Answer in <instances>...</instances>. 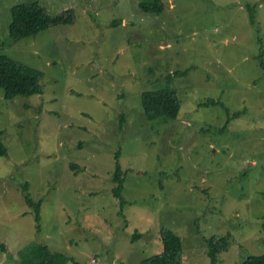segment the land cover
Masks as SVG:
<instances>
[{"label":"rangeland","instance_id":"374dc122","mask_svg":"<svg viewBox=\"0 0 264 264\" xmlns=\"http://www.w3.org/2000/svg\"><path fill=\"white\" fill-rule=\"evenodd\" d=\"M153 1L0 0V55L42 72L44 89L6 99L0 88V264L34 243L67 264H141L162 252V229L181 239L184 264H210L212 236L230 241L218 264L264 256V0L141 10ZM21 3L74 22L13 41ZM165 87L180 113L149 120L142 93Z\"/></svg>","mask_w":264,"mask_h":264},{"label":"trees","instance_id":"16d2710c","mask_svg":"<svg viewBox=\"0 0 264 264\" xmlns=\"http://www.w3.org/2000/svg\"><path fill=\"white\" fill-rule=\"evenodd\" d=\"M141 10L149 14H158L162 11L160 0L152 3H141ZM74 22L72 10L50 16L45 7L33 4H16L10 8V23L8 25V36L13 41H20L36 37L41 32L61 25H72ZM123 23V22H122ZM118 25L119 23H115ZM261 67L264 69V52L260 58ZM184 74V73H182ZM43 73L13 61L6 55H0V88L4 90V97L11 99L15 96H32L43 93ZM142 103L145 114L149 120L176 119L181 110V102L174 89L165 87L142 93ZM214 104L213 100H207L203 104ZM126 118H122L121 127L125 125ZM3 133L0 132V157L7 156V148L2 140ZM117 168L114 173L115 196L121 200L123 206L128 205V200L123 192L125 189V171L121 165V152L116 155ZM71 167H74L73 165ZM29 184H23L26 204L33 208L37 229L40 230L41 202H34L28 193ZM163 250L161 253L148 259L141 264H184L183 246L181 239L173 232L162 229L160 232ZM140 238L136 235L135 239ZM207 257L210 264H218L219 255L226 252L230 247L227 237L212 236L205 240ZM70 258L57 253H52L48 246L34 243L21 251L18 264H67ZM242 264H264V256H250Z\"/></svg>","mask_w":264,"mask_h":264}]
</instances>
